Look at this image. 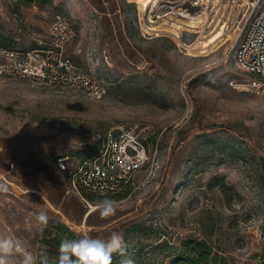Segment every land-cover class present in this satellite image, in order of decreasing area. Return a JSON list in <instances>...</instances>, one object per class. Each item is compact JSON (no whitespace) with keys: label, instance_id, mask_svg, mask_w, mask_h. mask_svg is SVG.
Masks as SVG:
<instances>
[{"label":"rangeland","instance_id":"rangeland-1","mask_svg":"<svg viewBox=\"0 0 264 264\" xmlns=\"http://www.w3.org/2000/svg\"><path fill=\"white\" fill-rule=\"evenodd\" d=\"M94 3L0 0V39L12 48L48 46L57 15L76 28L86 20L85 52L75 54L76 41L67 54L101 85L90 93L0 76V236L37 252L60 221L101 239L122 233L135 264H193L187 257L198 252L186 243L201 239L214 247L217 260L209 264H264V92L249 88L229 43L195 55L169 36L144 37L134 2L125 3L128 33L111 39L93 26ZM119 125L137 127L150 161L125 195L83 192L85 199L58 158L92 156L104 133ZM214 178L239 193L231 206L210 186ZM105 198L117 210L101 218L92 209ZM40 212L46 224L37 220ZM121 259L114 255L113 264Z\"/></svg>","mask_w":264,"mask_h":264},{"label":"built area","instance_id":"built-area-1","mask_svg":"<svg viewBox=\"0 0 264 264\" xmlns=\"http://www.w3.org/2000/svg\"><path fill=\"white\" fill-rule=\"evenodd\" d=\"M131 1L136 4L135 24L144 37L169 36L186 54L199 49L197 41L222 29L218 40L222 45L229 43L237 66L248 74L249 88L264 92V0H151L147 5ZM48 36L50 44L44 47L0 45V76L98 92V77L83 71L67 54L78 37L72 20L57 15ZM149 155L137 127L119 125L104 133L101 147L92 156L72 163L63 156L57 164L69 171L72 189L86 199L83 192L99 197L125 195L135 186Z\"/></svg>","mask_w":264,"mask_h":264},{"label":"clouds","instance_id":"clouds-1","mask_svg":"<svg viewBox=\"0 0 264 264\" xmlns=\"http://www.w3.org/2000/svg\"><path fill=\"white\" fill-rule=\"evenodd\" d=\"M101 218L115 214L117 202L105 198L98 201L93 209ZM37 220L47 223L45 212L37 214ZM128 242L122 233L113 232L106 239L92 237L84 233L78 239H64L58 247V255L50 257L46 251H28L24 245L11 236H0V264H10L8 260L19 254L20 264H113V256L122 257L119 264H135L134 259L127 255Z\"/></svg>","mask_w":264,"mask_h":264},{"label":"trees","instance_id":"trees-1","mask_svg":"<svg viewBox=\"0 0 264 264\" xmlns=\"http://www.w3.org/2000/svg\"><path fill=\"white\" fill-rule=\"evenodd\" d=\"M0 45L8 47L6 43L0 39ZM36 48V47H34ZM102 145V143H101ZM100 145V147H101ZM220 179L214 178L209 183L211 187H218L221 192L226 196L228 206L232 205L233 199L239 194L235 188L225 182L220 183ZM91 195V194H90ZM89 196V194H88ZM91 197V196H89ZM94 198V197H93ZM54 229L53 231L49 232L43 239L42 245H40V250H44L50 257H56L58 255V247L62 240L64 239H78L81 234H78L76 231L72 230L70 227L65 225L60 221H54ZM44 244H47L51 247V249L46 250ZM187 249H189L192 253H197V257L191 259L187 257L188 260H192L193 264H209L210 261H215L216 263V256L215 259H211V255L213 253L214 247L210 244L206 239L201 240H191L186 243ZM261 259L264 262V248L261 253ZM214 258V257H213Z\"/></svg>","mask_w":264,"mask_h":264},{"label":"crops","instance_id":"crops-1","mask_svg":"<svg viewBox=\"0 0 264 264\" xmlns=\"http://www.w3.org/2000/svg\"><path fill=\"white\" fill-rule=\"evenodd\" d=\"M131 2V0H95V3L91 5L90 8V14L93 13L96 16L94 17L95 21L93 26L95 25L97 31L109 34L111 39H114V36H116L118 32L121 33L123 31L127 34V30H129L131 26V20L129 14L125 10V3ZM87 27L88 24H86V20H82L80 27L77 28L78 37L74 45L75 54L76 52H85L83 42L84 35L87 33Z\"/></svg>","mask_w":264,"mask_h":264},{"label":"bare ground","instance_id":"bare-ground-1","mask_svg":"<svg viewBox=\"0 0 264 264\" xmlns=\"http://www.w3.org/2000/svg\"><path fill=\"white\" fill-rule=\"evenodd\" d=\"M151 0H138V2L147 5ZM223 34L222 29L212 32L208 37L201 39L195 43V47L199 48L194 50L191 54L201 55L208 54L216 51L222 44H220L218 38ZM218 40V41H217ZM220 44V45H219Z\"/></svg>","mask_w":264,"mask_h":264}]
</instances>
